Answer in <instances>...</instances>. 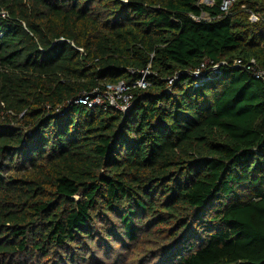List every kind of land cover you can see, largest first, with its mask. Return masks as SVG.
<instances>
[{
	"label": "trees",
	"instance_id": "1",
	"mask_svg": "<svg viewBox=\"0 0 264 264\" xmlns=\"http://www.w3.org/2000/svg\"><path fill=\"white\" fill-rule=\"evenodd\" d=\"M224 1L0 0V264H264V0Z\"/></svg>",
	"mask_w": 264,
	"mask_h": 264
},
{
	"label": "built area",
	"instance_id": "2",
	"mask_svg": "<svg viewBox=\"0 0 264 264\" xmlns=\"http://www.w3.org/2000/svg\"><path fill=\"white\" fill-rule=\"evenodd\" d=\"M230 6L231 1L225 0L221 9L222 11L227 12ZM250 21L253 23L258 22L259 18L256 15L252 14L250 16ZM236 64L241 66L242 61H237ZM247 68L252 71L255 78L257 80H260L264 85V70L258 66L257 62L255 60H251V62H249V64L247 65ZM200 73L201 72H196L195 76H199ZM139 86H141L142 88L146 87L144 79L139 83ZM125 90L126 87H124L123 84L117 87H107V91H105L104 93L86 96L80 99L78 102L89 108L101 107L106 110L107 107H114L120 111H126L129 107L131 97L124 94ZM119 93L121 94V96L118 95Z\"/></svg>",
	"mask_w": 264,
	"mask_h": 264
},
{
	"label": "rangeland",
	"instance_id": "3",
	"mask_svg": "<svg viewBox=\"0 0 264 264\" xmlns=\"http://www.w3.org/2000/svg\"><path fill=\"white\" fill-rule=\"evenodd\" d=\"M118 95L121 96L120 93H119ZM146 249H147V250H150L149 247H143V246H140V247L138 248V250H137L136 253H135V256L137 257V261H138V259H143V258H145L144 255H145V253H146ZM103 257H104V256L101 254L97 260H95V261H90L88 264H111V263H112V262H107V261H105ZM112 260H113V259H112ZM122 260H123V259H121V261H122ZM137 261H134V262H132V263L126 262V264H137Z\"/></svg>",
	"mask_w": 264,
	"mask_h": 264
}]
</instances>
